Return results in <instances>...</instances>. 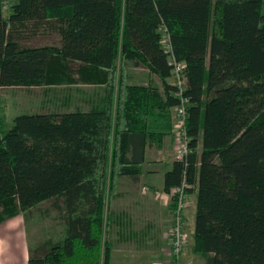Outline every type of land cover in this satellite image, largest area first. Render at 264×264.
I'll list each match as a JSON object with an SVG mask.
<instances>
[{
	"label": "trees",
	"instance_id": "trees-1",
	"mask_svg": "<svg viewBox=\"0 0 264 264\" xmlns=\"http://www.w3.org/2000/svg\"><path fill=\"white\" fill-rule=\"evenodd\" d=\"M0 0V87L74 83L70 63L97 71L108 94L84 111L0 121V223L51 202L65 238L30 247L29 264H110L109 207L137 178L146 145L175 135L182 104L170 38L185 64L190 153L165 190L197 193L194 251L207 264H264V0ZM57 21L59 44L25 46L16 25ZM162 89L130 81V67ZM104 77V78H103ZM173 79V80H172Z\"/></svg>",
	"mask_w": 264,
	"mask_h": 264
},
{
	"label": "crops",
	"instance_id": "crops-1",
	"mask_svg": "<svg viewBox=\"0 0 264 264\" xmlns=\"http://www.w3.org/2000/svg\"><path fill=\"white\" fill-rule=\"evenodd\" d=\"M80 66L70 63L69 75L78 79V83L64 85L62 102L54 104L49 111L88 112L104 105L108 94L106 81L95 80L97 71L86 69L85 79L82 80L78 71ZM143 76L145 78L140 80L130 77V81L142 86L152 84L162 89L156 75L146 73ZM47 95L58 97L53 91H48ZM173 113L175 120L176 110ZM175 161V138L168 135L161 147L148 142L141 174L137 178H121L118 194L109 207L107 243L110 264H171L169 251L175 205L173 194L165 190V175ZM144 187H148L149 191L144 192ZM188 203L190 209H186V228L194 238L196 192L188 193ZM30 247L32 244L24 215L18 214L0 223V264H29ZM187 252L185 257L188 256ZM185 261L186 264H196L195 258H186Z\"/></svg>",
	"mask_w": 264,
	"mask_h": 264
},
{
	"label": "rangeland",
	"instance_id": "rangeland-1",
	"mask_svg": "<svg viewBox=\"0 0 264 264\" xmlns=\"http://www.w3.org/2000/svg\"><path fill=\"white\" fill-rule=\"evenodd\" d=\"M12 3L13 0H7L5 5L6 15H8ZM59 25L60 24L55 20L47 21L39 25L32 23L16 25L12 28L11 35L12 37L17 38L25 46L59 44ZM129 72L132 80H140L144 77L143 75L149 73L144 67L135 68L132 66L130 67ZM73 79L76 78L73 77ZM74 81H76L74 83H78V80ZM68 84H70V82L42 87H0V121L3 123L6 131L14 126V119L17 115L23 113L47 112V110H50L54 104L56 105V103L59 104L62 102L63 99L61 97L65 91L64 85ZM48 91H53L54 94H58V97H60L59 100L58 97H48ZM175 154L177 156L176 147ZM20 214L24 215L26 218L30 241L33 247L39 246L48 239L60 241L65 238L64 222L60 217L58 210L51 202H44L33 208L30 212H21ZM186 229L189 238L184 251V264H186V258H195L196 264H207L206 260L200 253H197L194 250L192 252V245L195 244L194 238L191 231L188 228ZM107 239L108 237L106 233V243ZM186 252L189 257L187 255V257H185Z\"/></svg>",
	"mask_w": 264,
	"mask_h": 264
},
{
	"label": "built area",
	"instance_id": "built-area-1",
	"mask_svg": "<svg viewBox=\"0 0 264 264\" xmlns=\"http://www.w3.org/2000/svg\"><path fill=\"white\" fill-rule=\"evenodd\" d=\"M164 46L167 52L171 54V62L174 65V78L175 82L180 86V93L182 104L177 107V120L175 123V147L177 151L176 158L181 161H187V157L190 153L189 137L186 126L187 119V103L189 99L184 96L183 89L185 85V79L183 76V70L185 64L177 62L173 55V48L169 36L164 37ZM190 184L184 181L180 186L173 189L172 194L174 197V221L172 225V239L170 247L171 264H184L183 255L188 243L189 234L186 229V209L189 207L188 203V188ZM144 192H148L149 188L144 187ZM157 194H159L157 192Z\"/></svg>",
	"mask_w": 264,
	"mask_h": 264
}]
</instances>
